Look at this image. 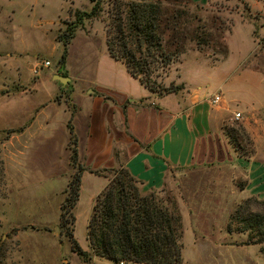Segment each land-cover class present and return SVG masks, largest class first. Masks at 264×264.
Instances as JSON below:
<instances>
[{"label": "rangeland", "instance_id": "374dc122", "mask_svg": "<svg viewBox=\"0 0 264 264\" xmlns=\"http://www.w3.org/2000/svg\"><path fill=\"white\" fill-rule=\"evenodd\" d=\"M102 1L99 17L75 28L61 62L63 42L58 37L75 22L76 11L91 10L89 0H0V264H83L58 227L64 191L73 173L63 141L66 110H72L69 99L90 87L84 77L94 75L96 57L106 48L103 26L108 0ZM192 2L204 20L218 18L229 54L220 58L210 57V51L207 56L189 50L171 67L166 83H184L182 93L199 86L200 93L212 97L228 78L225 95L236 101L230 103V110L262 111L264 119V1ZM251 28L254 45L249 38ZM44 62L49 66L42 68ZM56 75L69 82L61 85ZM226 126L238 131L241 120L231 116ZM247 136L250 141L240 137L245 153L254 150ZM259 149L264 151V144ZM106 184L105 178L87 171L80 179L72 233L86 253V227L94 200ZM166 192L159 196L168 195L175 201V193ZM251 209L262 210L258 204ZM206 229L216 239L227 237L221 226ZM193 239L183 232L185 264H252L250 247H229L220 257L209 256L193 247ZM210 240L201 244L211 248ZM255 256L264 264V254ZM89 264L113 263L93 257Z\"/></svg>", "mask_w": 264, "mask_h": 264}, {"label": "crops", "instance_id": "0c3cea01", "mask_svg": "<svg viewBox=\"0 0 264 264\" xmlns=\"http://www.w3.org/2000/svg\"><path fill=\"white\" fill-rule=\"evenodd\" d=\"M249 38L254 45L252 28ZM96 58L94 75L84 77L90 87L69 99L72 110H66L63 143L69 144L70 122L78 163L88 170L120 164L140 182L141 194L175 193L183 232L194 238L199 253L205 250L202 254L220 257L229 247H250L252 264H263L259 257L253 258L257 252L264 254L263 236L226 232L238 204L264 198V151L259 149L264 144L262 111H231L230 103L236 101L225 95L228 78L217 89L221 96L217 105L200 93L199 86L157 98L129 75L124 64L110 58L106 48ZM236 113L253 144L249 157H239L224 134ZM209 226H221L227 237L216 239L203 230ZM210 238L211 248L201 244Z\"/></svg>", "mask_w": 264, "mask_h": 264}, {"label": "trees", "instance_id": "16d2710c", "mask_svg": "<svg viewBox=\"0 0 264 264\" xmlns=\"http://www.w3.org/2000/svg\"><path fill=\"white\" fill-rule=\"evenodd\" d=\"M89 2L91 10L76 11L75 22L58 37L63 42L61 62L66 58L75 28L98 18L103 11L102 0ZM107 6L103 27L109 57L124 64L129 75L157 98L184 89L183 84L165 80L171 67L179 64L187 51L196 50L204 55L210 51V57L220 58L228 53L218 18L204 20L199 6L192 0H108ZM67 129L73 173L64 191L58 227L68 238L71 251L83 264H89L93 257L126 264H184L183 226L176 202L168 195L141 194L140 182L123 167L88 170L80 165L70 122ZM224 134L239 157L252 154L243 152L241 139L250 140L242 126L238 131L225 126ZM84 171L107 180L94 200L86 227L88 253L81 250L72 233V209L79 197ZM253 204L260 205L262 210L253 211ZM247 231L264 237V198H248L233 210L226 232Z\"/></svg>", "mask_w": 264, "mask_h": 264}, {"label": "built area", "instance_id": "2783aa9c", "mask_svg": "<svg viewBox=\"0 0 264 264\" xmlns=\"http://www.w3.org/2000/svg\"><path fill=\"white\" fill-rule=\"evenodd\" d=\"M48 66H49V63H48V62H44L43 65H42L41 67L43 68V67H48ZM220 97H221V96H220L219 94H215L214 96H212V97L210 98L209 102H210L211 104H213V105H217V104L220 102V100H221ZM240 117H241L240 113H236V114L234 115V118H235L236 120L240 119ZM113 264H126V263H125L124 261H118V262H113Z\"/></svg>", "mask_w": 264, "mask_h": 264}, {"label": "water", "instance_id": "95a60500", "mask_svg": "<svg viewBox=\"0 0 264 264\" xmlns=\"http://www.w3.org/2000/svg\"><path fill=\"white\" fill-rule=\"evenodd\" d=\"M54 78H56V80L61 85H66L69 82V79L67 77H65V76L56 75V76H54Z\"/></svg>", "mask_w": 264, "mask_h": 264}]
</instances>
